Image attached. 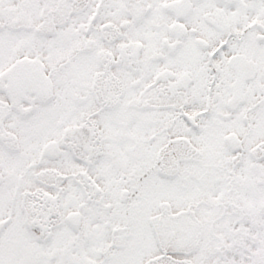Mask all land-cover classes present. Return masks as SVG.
<instances>
[{
  "label": "snow or ice",
  "instance_id": "1",
  "mask_svg": "<svg viewBox=\"0 0 264 264\" xmlns=\"http://www.w3.org/2000/svg\"><path fill=\"white\" fill-rule=\"evenodd\" d=\"M0 264H264V0H0Z\"/></svg>",
  "mask_w": 264,
  "mask_h": 264
}]
</instances>
